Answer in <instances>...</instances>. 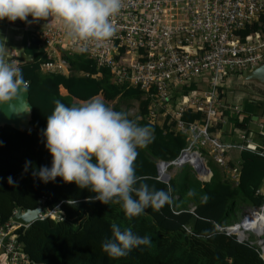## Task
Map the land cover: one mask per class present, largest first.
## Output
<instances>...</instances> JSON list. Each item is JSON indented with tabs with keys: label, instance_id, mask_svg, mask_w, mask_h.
Segmentation results:
<instances>
[{
	"label": "trees",
	"instance_id": "16d2710c",
	"mask_svg": "<svg viewBox=\"0 0 264 264\" xmlns=\"http://www.w3.org/2000/svg\"><path fill=\"white\" fill-rule=\"evenodd\" d=\"M24 42L28 60L22 74L33 106L31 128L0 126V220H10L17 207L33 209L43 203L48 211L55 210L54 217L34 220L16 230L17 240L29 260L35 264H264L260 246L249 239L238 241L236 235L215 228L217 224L230 226L239 222L243 208H259L264 204V195L259 192L264 177L263 157L255 151L242 150L237 180L231 179L222 167L210 166L212 176L208 182H202L193 168L185 164L175 168L169 181H163L158 178V161L175 159L187 145V135L176 129L175 121L167 123V116L160 124L151 123L147 118L149 99L144 91L113 83L109 70L98 67L84 54L62 52L68 63L67 73L42 71L41 65L49 60L44 45ZM196 88L197 84L191 82L176 88L173 95ZM91 99H100L115 111L130 112V118L141 126L150 125L154 129L153 142L137 149L136 175L139 182L156 189L170 187L173 204L160 210L149 207L143 214L129 218L120 204L86 202L87 197L96 194L80 189L74 182L65 183L57 177L44 183L33 175L40 167L50 168L52 164L43 130L54 111V102L59 100L72 106ZM244 101L253 107L252 112L244 106L241 111L225 108L221 116L227 124L248 133L252 116L262 111L264 102ZM181 118L192 122L200 119L201 114L187 110ZM190 189L195 190L192 197L187 195ZM205 195L206 202L202 199ZM68 200L77 203L70 205ZM113 223L122 229L130 227L141 237L148 236L151 245L133 248L120 258H110L101 245L112 238Z\"/></svg>",
	"mask_w": 264,
	"mask_h": 264
},
{
	"label": "built area",
	"instance_id": "2783aa9c",
	"mask_svg": "<svg viewBox=\"0 0 264 264\" xmlns=\"http://www.w3.org/2000/svg\"><path fill=\"white\" fill-rule=\"evenodd\" d=\"M112 23L116 29L113 37L97 42L71 39L59 19L49 22L39 34L49 59L41 65L42 71L67 72L62 52L84 54L98 67L108 69L113 83L143 90L149 99L148 120L160 124L168 116L167 123L175 121L176 129L187 134V146L163 167V173L170 166L191 164L193 158L228 167L225 153L229 149L255 151L248 148L252 141L244 133L243 142L232 145L213 135L212 129L216 122L226 121L218 104L220 80L264 63V0H123ZM191 82L208 86L173 95L176 88ZM187 110L200 113L201 118L184 121L181 117ZM229 172L237 173V169L229 168ZM199 177L207 181L209 173ZM54 213H41L40 218L54 217ZM262 213L264 205L249 210L244 219ZM245 223L243 233L256 234ZM19 227L11 219L0 220L4 252L10 264H35L17 240ZM215 228L231 234L242 226L217 224ZM257 243L261 244V239ZM261 247L263 257L264 244Z\"/></svg>",
	"mask_w": 264,
	"mask_h": 264
},
{
	"label": "clouds",
	"instance_id": "9594fccd",
	"mask_svg": "<svg viewBox=\"0 0 264 264\" xmlns=\"http://www.w3.org/2000/svg\"><path fill=\"white\" fill-rule=\"evenodd\" d=\"M122 6L123 0H0V20L25 21L28 16L35 20H47L55 17L62 22L71 39L100 42L115 34L112 18ZM7 49L6 39H0V104H9L24 91L22 71L7 60ZM54 103V111L48 116L46 129L43 130L52 164L50 168L42 166L34 171L35 177L44 183L55 181L57 177L65 183L74 182L80 189H89L96 194L87 197L86 202L120 204L129 218L143 214L149 207L160 210L174 203L170 187L167 190L156 189L139 182L136 175L137 149L146 148L154 140V129L150 125L141 126L137 120L130 118V112L115 111L100 99L72 106H66L59 100ZM160 162L169 161H158L157 167ZM205 166L209 171L197 173L193 169L200 181L201 173L208 172L209 180L212 176L208 162ZM175 168L177 166H170L169 172H164L171 177V170ZM224 168L229 170L234 167ZM8 182L12 183L11 177ZM187 195L194 196L195 190L190 189ZM202 199L206 202L208 197L205 195ZM67 203L76 205L77 201L68 200ZM254 209L259 208L248 209L247 212ZM247 212L241 218L242 223L247 220L244 219ZM111 231L112 238L101 245L102 251L110 258H120L133 248L151 245L148 236L141 237L130 227L122 229L113 223ZM231 234L235 235L234 232ZM244 234L242 231V241L248 239L243 237ZM256 235L262 238L257 232ZM257 242L255 244L260 246L261 251V244L264 243Z\"/></svg>",
	"mask_w": 264,
	"mask_h": 264
},
{
	"label": "crops",
	"instance_id": "0c3cea01",
	"mask_svg": "<svg viewBox=\"0 0 264 264\" xmlns=\"http://www.w3.org/2000/svg\"><path fill=\"white\" fill-rule=\"evenodd\" d=\"M54 19L56 18L49 17L47 20H43V19L35 20L33 19L32 16H28V18L25 21H21L19 19L15 21H9L7 18L0 20V39H6V47H8L7 57H6L7 60L10 63H14L22 71L23 67L26 66L24 65L25 62H27L28 60V56L24 52V48H25L24 41L27 40L26 45H28L29 43H32L31 38L36 37L40 40L39 44H41V39L39 35L40 30ZM63 73H67V72H63ZM205 83L206 82H200V84H197V88H206L208 84L206 83V85H203ZM222 83H224V85H222ZM220 84L222 85L223 88L221 90V95L225 94L228 91L232 94H235V91H237L235 87L237 86V83L233 81V74L232 75L230 74L229 76L220 80ZM60 91L66 93V90L62 87H60ZM235 96L236 99H234L233 101H226L225 103H220L218 99V104L221 105V110L225 108H229L230 111H241L244 106V108H246L248 112H252L253 107L247 104L244 100L248 99L250 101H256L259 103L264 102V95L257 91H255L252 95L250 94L247 96L246 95L237 96L236 94ZM220 97L218 96V98ZM235 106L237 107V109L234 108ZM251 127L257 128L258 129L257 133L251 130ZM248 129H250V131L248 133H245L246 131L244 129L240 130L238 128H234L231 126V124H227V121H225L224 124L221 121H218L216 122V124L212 129V134L218 136V138L223 142H227L232 145H237L240 142H243V140H241V134L244 133L252 141L251 144L247 145L248 148L255 150V152L259 151V153L262 154V155L259 154V156L264 158V107L258 115L252 116V123L248 124ZM240 152H241L240 150L233 147L225 153L228 167L236 168L237 173L229 174V170L227 168L224 167L222 168L231 177V179L234 180H237L239 175L238 169H239ZM259 192L262 195H264V177L259 187ZM0 264H10L4 252L1 242H0ZM19 264H26V262Z\"/></svg>",
	"mask_w": 264,
	"mask_h": 264
},
{
	"label": "water",
	"instance_id": "95a60500",
	"mask_svg": "<svg viewBox=\"0 0 264 264\" xmlns=\"http://www.w3.org/2000/svg\"><path fill=\"white\" fill-rule=\"evenodd\" d=\"M31 42L33 44H39L40 40L36 37L31 38ZM233 74V81L237 84H246V82H252L249 85L255 91L264 95V63L255 66L252 69L240 71V72H232ZM23 93L20 94V97L16 100L11 101L9 104H0V126L3 125H10L14 129L21 130V129H29L31 128L30 124V117L31 111L33 106L29 101V90L28 87L24 84L22 85ZM199 164H192V168L199 173L200 171H209V168L203 164L202 160H199ZM167 165V162H162L161 165L158 164L157 170L158 173L161 175V180L168 181L170 176L167 173H163V167ZM47 208L43 203H39L35 208H22L17 207L15 211L12 213L10 219L18 223L21 226L27 227L29 226L34 220L40 218V214L47 212ZM243 220H241L238 224L242 226L240 232L242 233L243 229ZM235 229V228H234ZM235 233L238 241H242V236ZM261 238V243H264V230L261 232H257ZM262 249V247H261ZM264 260V256L262 257Z\"/></svg>",
	"mask_w": 264,
	"mask_h": 264
},
{
	"label": "rangeland",
	"instance_id": "374dc122",
	"mask_svg": "<svg viewBox=\"0 0 264 264\" xmlns=\"http://www.w3.org/2000/svg\"><path fill=\"white\" fill-rule=\"evenodd\" d=\"M250 83H252V82H246V84H237V86H235L236 87V90L237 91H235V94H232V93H230L229 91L228 92H226L225 94H223L220 98H219V102L220 103H225L226 101H233L234 99H236V94H237V96H242V95H252L254 92H255V90L252 88V87H250L251 85H249ZM203 85H206V83L205 84H203ZM229 87H231V86H229ZM255 128V127H254ZM253 127H251V130H253V131H255V133H257V128H255L254 129ZM208 162V164L211 166V167H219L217 164H215L213 161H207ZM208 166V165H207ZM175 169H173V170H171V174H173V171H174ZM168 171V170H167ZM169 172V171H168ZM244 210H243V213L245 214V212H247V210L248 209H252V208H250V207H247V208H243ZM235 232H237L236 231V229H235ZM246 233V235H247V238L250 240V241H252V242H254V243H256L260 238H258V236L254 233V232H251V231H246L245 232ZM263 236H264V234H263Z\"/></svg>",
	"mask_w": 264,
	"mask_h": 264
},
{
	"label": "bare ground",
	"instance_id": "6f19581e",
	"mask_svg": "<svg viewBox=\"0 0 264 264\" xmlns=\"http://www.w3.org/2000/svg\"><path fill=\"white\" fill-rule=\"evenodd\" d=\"M190 162L192 164H199V162H197V160L194 158ZM245 225L247 228H254V231L256 232H261L262 230H264V213L259 215H253L247 218ZM236 231L240 236H242V233L239 230L236 229Z\"/></svg>",
	"mask_w": 264,
	"mask_h": 264
},
{
	"label": "flooded vegetation",
	"instance_id": "af4514ba",
	"mask_svg": "<svg viewBox=\"0 0 264 264\" xmlns=\"http://www.w3.org/2000/svg\"><path fill=\"white\" fill-rule=\"evenodd\" d=\"M228 76H229V75H228ZM225 77H227V76H225ZM225 77H224V78H225ZM224 78H223V79H224Z\"/></svg>",
	"mask_w": 264,
	"mask_h": 264
}]
</instances>
